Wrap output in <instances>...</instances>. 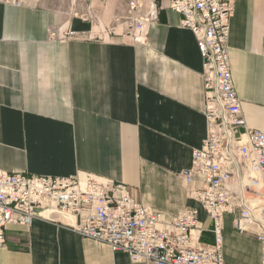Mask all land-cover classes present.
Masks as SVG:
<instances>
[{
	"label": "crops",
	"instance_id": "obj_1",
	"mask_svg": "<svg viewBox=\"0 0 264 264\" xmlns=\"http://www.w3.org/2000/svg\"><path fill=\"white\" fill-rule=\"evenodd\" d=\"M131 1L158 9L139 42ZM180 20L159 0H0V171L86 173L164 215L195 207L180 172L207 135L205 93L196 38ZM228 53L246 126L264 132V0H234ZM235 216H223L224 264H259L261 245L234 229ZM199 218L209 244L211 222ZM5 236L0 264H151L58 223L9 226Z\"/></svg>",
	"mask_w": 264,
	"mask_h": 264
},
{
	"label": "built area",
	"instance_id": "obj_2",
	"mask_svg": "<svg viewBox=\"0 0 264 264\" xmlns=\"http://www.w3.org/2000/svg\"><path fill=\"white\" fill-rule=\"evenodd\" d=\"M159 1L193 33L202 61L207 135L193 150L191 167L180 172L196 206L169 216L134 200L127 186L90 174L62 178L0 171V248L7 227L43 221L124 253L131 263L224 264L222 221L229 213L236 214L232 224L238 233L259 241L264 264V132L246 126L232 82L228 38L234 0ZM5 2L19 6L22 0ZM128 7L136 12L131 30L139 42L158 9L154 1L147 13L135 1ZM199 211L212 225L209 244L200 239Z\"/></svg>",
	"mask_w": 264,
	"mask_h": 264
},
{
	"label": "rangeland",
	"instance_id": "obj_3",
	"mask_svg": "<svg viewBox=\"0 0 264 264\" xmlns=\"http://www.w3.org/2000/svg\"><path fill=\"white\" fill-rule=\"evenodd\" d=\"M52 5H57L61 7H66L67 6V0H51Z\"/></svg>",
	"mask_w": 264,
	"mask_h": 264
}]
</instances>
